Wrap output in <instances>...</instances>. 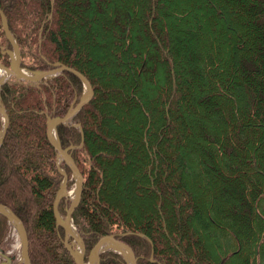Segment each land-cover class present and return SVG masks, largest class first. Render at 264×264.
Wrapping results in <instances>:
<instances>
[{
  "label": "trees",
  "instance_id": "16d2710c",
  "mask_svg": "<svg viewBox=\"0 0 264 264\" xmlns=\"http://www.w3.org/2000/svg\"><path fill=\"white\" fill-rule=\"evenodd\" d=\"M77 1L0 0V10L22 68L59 63L92 86L91 99L57 127L84 180L71 217L86 255L99 238L115 235L136 264H264V0ZM11 48L0 18L6 67L2 51ZM83 92L67 71L37 84L10 77L0 86L8 118L0 187L13 183L27 194L1 188L0 204L21 220L30 264H75L53 214L63 176L46 120L63 117ZM121 105L124 120L114 115ZM2 124L0 115V131ZM59 167L71 188L70 168ZM121 171L127 182L117 175L109 183ZM134 189L142 191L131 196L137 211L127 194ZM68 204L59 201L60 215ZM9 228L0 214V245ZM101 264L126 262L108 250Z\"/></svg>",
  "mask_w": 264,
  "mask_h": 264
},
{
  "label": "water",
  "instance_id": "95a60500",
  "mask_svg": "<svg viewBox=\"0 0 264 264\" xmlns=\"http://www.w3.org/2000/svg\"><path fill=\"white\" fill-rule=\"evenodd\" d=\"M0 18H1L2 30L4 32V35L12 46L11 50L7 49L2 51L3 53L9 56L10 66L8 68L0 63V71L4 73V76H0V86L7 80L9 76L15 77L18 80L27 82L29 84H37L43 79L51 78L59 73L67 71L74 74L81 81L85 89L81 97L79 98L78 102L74 106L71 105L63 117L51 118L48 116L46 120L47 141L49 146L52 148V150L55 152L57 156L58 170L63 176L62 183L53 202V214L56 220V225L61 227L64 231L63 245L66 251L73 258L75 264H101L100 254L107 250H114L118 252L127 264H136V257L132 249L127 244L122 242L119 238H117L115 235H106L99 238L95 243V245L93 246V248L89 251L87 255V262H85L84 260L85 248L82 243V240L79 237H75L71 233V226H72L71 216L81 199V195L84 187V180H83V176L79 172L77 166L75 165L72 157L69 154V148L61 147L59 138L57 136V127L59 125L67 123L78 112V110L91 99L93 95V89L91 84L79 71L61 65L59 63L54 64V67L52 69L45 71L30 72L27 71L26 69H23L20 65L21 60H20L19 47L9 31L7 20L1 10H0ZM0 114H2L4 117L3 127L0 133V145H1L8 125V118L6 112L1 104H0ZM60 162H64L70 168L75 180V188L73 191V196L68 208H66L65 210L64 218H62L59 215L57 210V205L60 199L67 195V190H66L67 175L64 172V170L59 167ZM0 214H2L4 217L7 218V220L15 228L20 238L22 264H30L29 255H28L27 235L21 220L9 208H7L2 204H0ZM70 237H72L74 240H79L80 250L77 247H74V242H69ZM11 259L12 258L6 257L7 263H11Z\"/></svg>",
  "mask_w": 264,
  "mask_h": 264
},
{
  "label": "rangeland",
  "instance_id": "374dc122",
  "mask_svg": "<svg viewBox=\"0 0 264 264\" xmlns=\"http://www.w3.org/2000/svg\"><path fill=\"white\" fill-rule=\"evenodd\" d=\"M93 1V0H92ZM78 2H81V4L82 5H84V6H88V4H89V2L88 1H86L85 0V2H84V0H78L76 3L77 4H79ZM83 2V3H82ZM124 7H129V5L130 4H125L124 3ZM76 19L78 20V23H84L85 25H86V23H87V19L86 18H84V17H81L80 15H79V17L77 18V15H76ZM95 21V20H94ZM90 22L91 24H93V23H95V22ZM71 22V21H70ZM61 23H63V22H61ZM88 24V23H87ZM69 25V23H64V26H68ZM215 33H213V35H214ZM215 35H218V34H215ZM224 35H227V37L228 36H230L229 35V33H225ZM100 40H105V37L104 38H101ZM84 41H86V40H84ZM93 43H95L94 41H91L90 42V44H93ZM226 46V44H223V47H225ZM100 52V51H99ZM115 52H117V53H119V48H116L115 49ZM94 57V59H95V55L93 54V56H92V58ZM105 60H107V59H105ZM105 60H95V62L93 63L94 65H96V66H99V64L101 63V62H103V61H105ZM109 60V59H108ZM109 67V66H108ZM111 68V67H110ZM109 68V69H110ZM146 73H148V74H152V72L151 71H146ZM154 73H155V75L157 74L160 78L164 75V71H163V69L160 67L159 69L157 68L156 69V72H155V69H154ZM111 75L110 76H112V75H114L113 74V72L112 73H110ZM145 75H147V74H145ZM156 75V76H157ZM146 80V79H145ZM146 82H147V80H146ZM144 84V83H143ZM125 108H127V106H123L122 107V105H121V109L120 110H117L116 112H114V115H116L120 120H124V119H126L125 117H126V114L124 113L125 112ZM130 115V114H129ZM1 121H2V117H1ZM17 156H19V154H16ZM112 171H115V170H113V169H111ZM112 171H110V172H112ZM117 175H121V179H120V182L122 183V182H127V176H126V174H125V172H120V173H118V172H116V175H115V178H113V179H111V180H109V183H111L110 181H112V182H115L116 180H118V177H117ZM75 186L73 185L71 188H69V189H67V187H66V189L69 191V196H70V193L73 191V188H74ZM118 187H120V188H122L121 186H119L118 185ZM162 188H163V190H165V187L162 185L161 186ZM1 188H3L4 189V192L5 193H10V192H12L13 194H14V196H16V198H17V196H19V195H21V194H19V193H22L23 194V196L24 195H26L27 196V194H26V192H25V190H22V188H20V187H17V186H15V185H13V183H9V184H7L6 186H5V184H3V185H1V187H0V189ZM118 188H116V190H117ZM141 190L143 191V188H141ZM140 189H134V192L132 191V192H130V193H132V194H130V193H127L128 194V197H130L131 198V196H134V195H136V194H138V192L139 193H141L142 191H141ZM168 190V189H167ZM167 190H165L166 192H167ZM17 192H19V193H17ZM127 194H126V192H124V194L123 195H125V196H127ZM204 196V195H203ZM67 198V197H66ZM204 198H205V200L207 201V199L209 200V198L207 197V196H204ZM68 200H69V197L67 198ZM131 205H132V207H133V209L135 210V211H137L138 210V208L141 206H138L139 204H138V202L137 201H135V200H133L132 198H131ZM212 203H213V212L214 213H216L217 211H218V204H217V200H213L212 201ZM35 208V206H34V204L32 203V202H30V203H28V205H27V213H29V214H31L32 212H33V209ZM33 214V213H32ZM137 214H138V212H137ZM59 215H60V213H59ZM61 217H63L62 215H60ZM75 233H76V235L78 234V232L77 231H75ZM223 230L222 229H220L219 230V233H218V235H219V238L220 239H222L223 240ZM76 243V242H75ZM79 244V243H78ZM0 248L2 249V251H3V254H5V255H7V256H9V257H12V264H21V260H20V253H21V247H20V241H19V238H18V235H17V233H16V231H15V229L10 225V228H9V232H8V235H7V237H6V240H5V242L4 243H2L1 245H0ZM0 262H2V264L3 263H5V260H4V257H3V255H0Z\"/></svg>",
  "mask_w": 264,
  "mask_h": 264
},
{
  "label": "bare ground",
  "instance_id": "6f19581e",
  "mask_svg": "<svg viewBox=\"0 0 264 264\" xmlns=\"http://www.w3.org/2000/svg\"><path fill=\"white\" fill-rule=\"evenodd\" d=\"M6 18V17H5ZM24 69V68H23ZM72 196H73V193L71 192L70 193V197L72 198ZM65 216V215H64ZM64 216L62 217V218H64ZM71 219H72V217H71ZM71 233L75 236V237H78L77 235H76V233H75V231L73 230V226H71Z\"/></svg>",
  "mask_w": 264,
  "mask_h": 264
}]
</instances>
